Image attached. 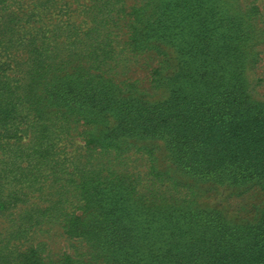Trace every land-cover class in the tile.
<instances>
[{
  "label": "rangeland",
  "instance_id": "rangeland-1",
  "mask_svg": "<svg viewBox=\"0 0 264 264\" xmlns=\"http://www.w3.org/2000/svg\"><path fill=\"white\" fill-rule=\"evenodd\" d=\"M182 1L0 0V264H108L67 231L104 180L154 212L220 213L237 228L218 244L263 264L264 244L241 236L264 216V184L187 167L202 149L240 164L264 147V0ZM159 13L164 28L145 30Z\"/></svg>",
  "mask_w": 264,
  "mask_h": 264
},
{
  "label": "trees",
  "instance_id": "trees-1",
  "mask_svg": "<svg viewBox=\"0 0 264 264\" xmlns=\"http://www.w3.org/2000/svg\"><path fill=\"white\" fill-rule=\"evenodd\" d=\"M185 4L186 1L183 0L181 5ZM159 15L160 13L155 17V27L148 21L144 23L143 28L147 30L148 26H153L149 32L163 29L166 25L163 23L164 19H161L156 26ZM182 20L183 17H178L172 28ZM133 37L136 43L133 45L139 46L137 36ZM238 101L234 99L229 104L237 105ZM212 107V103L208 101L201 104L200 110L204 109V112L209 114ZM262 116L263 114L257 118L262 121ZM192 138L188 140L191 141ZM202 150L205 152L206 159L187 167L189 173L203 180L209 178L217 182L240 183L257 181L264 184V147L258 152H248V157L253 156L250 162L258 160L251 164L250 162L238 164L230 160L223 164H214L209 160L211 152H208L207 148ZM104 181L105 184L97 183L98 185L94 186V194L88 191L81 214L74 217V224L67 229L70 237L79 236L86 240L90 247L96 246L97 243L103 245L104 251H94L95 255H90L92 259H96V262L102 261L108 264H220L230 261L237 264L246 260V253L239 247L218 244L222 236H231L230 232L237 228L228 226L220 213L213 212L210 216L211 212L193 207L170 209L158 207L154 212L153 199L143 196V201L136 202L130 195L119 194L115 191L116 187L112 184L114 180ZM105 189L108 191L106 196L104 195ZM89 204L93 207L91 211H88ZM247 230L249 232L241 236L243 245L250 244L252 248H255L259 242L264 244V216L257 228L248 227ZM135 242L150 244V251L142 253L136 251L134 254L122 252L125 244ZM259 255L264 258V248H260ZM35 256L30 257L33 258L30 264H44L39 257ZM239 258L242 259L239 260ZM61 264L81 263L67 257Z\"/></svg>",
  "mask_w": 264,
  "mask_h": 264
}]
</instances>
